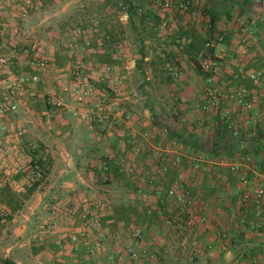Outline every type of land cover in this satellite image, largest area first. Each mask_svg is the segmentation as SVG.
Returning a JSON list of instances; mask_svg holds the SVG:
<instances>
[{
    "label": "crops",
    "instance_id": "obj_1",
    "mask_svg": "<svg viewBox=\"0 0 264 264\" xmlns=\"http://www.w3.org/2000/svg\"><path fill=\"white\" fill-rule=\"evenodd\" d=\"M11 1L12 6L8 8L5 16L0 18V26L4 22L10 23L11 18L22 9L19 0ZM39 1L41 3L39 10L31 12L24 27H27L36 15L47 12L44 7L45 1ZM102 1L108 5L109 1L113 0ZM120 1L127 6L121 20L129 24L127 27L131 30H135V39H138L137 43L140 46V52L130 55L128 59H126L128 55L123 52L122 62L124 68L126 66L130 68L131 86L130 94L121 107V113L130 116L134 137H126L123 130L110 131L99 125L90 127L82 123L79 128L74 125L73 131L76 134L70 139L75 146L73 152L66 140L71 134L58 136L64 127L71 125V122L63 119L61 115H57L52 121H49L51 120L49 118L47 131L44 130L46 132L40 137L46 144L43 150L47 153L48 159L58 158L57 160L64 164L62 167L58 164L60 169L58 171V167L52 168L49 160L45 180L50 181L52 178L56 187H59L58 184L62 181L60 188L65 191L63 196H55L56 200L52 201V207L64 205L74 198L84 197L92 189L101 187L98 184L100 175V172H97L98 161L90 166L92 170L88 175L84 174L78 161L92 151L91 144L99 137L98 128L102 127L103 131L106 130L107 133L110 131L119 137L117 139L121 150L118 156L107 152V156L114 164V172L110 179L106 180L108 184L104 189L109 192L119 190L122 192L121 196H126L122 201L118 199L114 201L113 195H106L108 198L111 197L113 204L104 218L109 234H115L117 225L115 238L123 237L118 228L119 222L131 221L130 224L146 228L147 247L158 248L161 254L167 236H172L178 227L177 222L182 219L180 215L185 212V216L191 221L188 225L193 222L196 225L189 228L192 239H196L199 244L196 253L192 255V260L205 257L204 263L208 264H264V217L256 219L255 206L242 202L245 194L253 195L257 189L264 188V120L261 117L264 113V9L255 0H177L178 7L190 3L187 12L181 11L178 7L171 11L158 9L148 0H130L132 4L125 0ZM131 5L133 7H130ZM199 6L202 7L201 10ZM129 9L135 12L136 9L142 10L144 15L129 17ZM210 12L217 13L214 31H210ZM197 13L200 19L192 17ZM162 19L170 22L171 30L167 36H164L160 26L156 25V21L160 24ZM242 21H245L250 29V34L246 37L250 43L247 55H244L242 50L244 38L240 29ZM141 28L149 30L151 36L140 35ZM113 29L111 24L105 31L114 35ZM218 35L224 36L225 39L215 50L222 52L225 57L220 61L218 74L212 81L207 78V74L199 73L192 68L182 71L179 79L169 76L166 66L171 59L178 64H183L184 61L193 65V62L201 60L202 54H199L198 46ZM156 43L164 46V52L175 51L177 48V53L170 54L171 57L170 55L167 57L166 63V60L162 59L165 54L161 57L159 52L153 53V46ZM120 45H123L122 42ZM46 50L53 56L52 48ZM112 52L114 49L109 47L100 57L90 59L102 62L101 59L105 58L106 61L102 63H114ZM13 58L16 59V56ZM256 72L263 74L260 82L251 79ZM133 83L138 85L134 86ZM48 85L47 83L40 85L45 90L44 95L53 90L49 89ZM242 87L256 96L251 111L230 99V93ZM208 90L214 91L220 99V105L214 112L204 110ZM135 97H141L144 102L139 103ZM41 107L47 109V113L52 111L45 104ZM228 119L240 127L239 135H234L232 130L225 132L224 126ZM219 125L220 150H216V132ZM52 128L60 133L58 132L57 136L51 133L47 135ZM146 132L149 133L148 139L141 136ZM86 142L89 145H86ZM176 154L184 156L181 164L176 162L174 158ZM196 156L203 157L205 170L195 171L190 167V159ZM66 164L69 170L65 169ZM232 164H240L241 171L237 174L232 173L230 169ZM165 168L169 169L165 175L167 182L163 181L165 176H162ZM144 170L146 172L158 170L153 185L149 181L143 183L146 178ZM244 175L248 176V184H243L240 180ZM15 178L18 180L14 181L17 184L15 189H19V184L24 182L20 179L27 181L24 174L16 175ZM176 184L183 186V190L186 188L190 191L193 202L191 206L183 207L177 200L168 196V188ZM53 186L51 184L50 189ZM140 187L144 190L142 194L139 193ZM35 191L31 193L35 194ZM38 196L41 205L45 198L40 194ZM117 207L121 210L118 211ZM150 208L155 210L153 216L146 213ZM159 212H162L163 216H171L175 227L166 228ZM70 219L71 216H67L66 224L71 222ZM75 223V227L69 226L68 235L78 228L79 221ZM41 240L39 244H34L35 248L31 252L32 264H106L97 259L77 260L78 257L71 253L69 244L65 242L66 237L55 236L48 239L41 235ZM191 242L188 244L189 252ZM12 260L15 264H22L16 258ZM125 260L118 258L115 262L126 264Z\"/></svg>",
    "mask_w": 264,
    "mask_h": 264
},
{
    "label": "built area",
    "instance_id": "obj_2",
    "mask_svg": "<svg viewBox=\"0 0 264 264\" xmlns=\"http://www.w3.org/2000/svg\"><path fill=\"white\" fill-rule=\"evenodd\" d=\"M158 9L171 11L177 8V0H150ZM264 9V0H255ZM22 9L16 13L9 24H2V34H11V28L19 31L24 27L30 18L32 11L39 10L41 3L39 0H19ZM12 6L11 0H0V18L4 17L8 8ZM190 3L181 4L178 8L187 12ZM140 12H142L140 10ZM127 18V17H126ZM100 21L92 20L88 25L69 27L62 33L60 28H56L54 34L57 36L64 34V47L66 55L72 60L70 71L66 69H57L53 66L52 56L47 53L49 49L48 41L43 47L33 45L23 53L26 57L33 58V73H26L19 68L16 63L18 45L11 43L13 56H7L0 53V118L5 119L1 126L4 137L10 142L3 144L0 148V159L2 157L20 160L21 164L13 165V172L24 174L27 179L37 184L43 181L47 175L48 156L41 149L40 144L24 142L26 136V127L21 120L14 117L19 115L21 109L26 106L27 101L36 96V88L47 82L48 77L55 74L56 81L53 90L45 93L43 103L46 107L59 112L66 111L71 114L78 122L87 124L90 127L99 125L108 128L110 131H125L126 137H134L130 125V116L123 118L121 111V101L126 99L128 92V80L130 68L122 66L123 54L120 45L114 42V38L107 32L100 30ZM168 25L165 19L161 21V27L166 28ZM240 29L244 34L242 50L247 55L250 50L249 39L250 29L246 22H240ZM224 42V36L218 35L216 39L205 44V49H215L216 46ZM112 47L114 52L111 53L114 63H101L91 61L92 57H99L106 52V49ZM46 51H45V50ZM172 51L166 50L164 58L168 57ZM225 56L215 50L213 57L204 59L201 63L202 71L210 74V80L218 74L220 61ZM168 73L173 79H179L181 70L176 61L171 59L168 62ZM128 71V72H126ZM262 73L256 72L251 76L255 82H260ZM260 84V83H259ZM207 103L204 110L214 112L220 105V99L214 91L208 90ZM253 95V96H252ZM230 99L246 110L251 111L254 108L256 96L251 94L248 89L242 87L230 93ZM264 120V113L262 114ZM227 124L234 135H239L240 127L235 122L228 119ZM143 138L148 139L149 133L141 134ZM184 156L176 154L174 156L178 164L182 163ZM204 159L196 156L190 159V167L195 171L205 170ZM1 164V160H0ZM100 175L109 180L111 176L110 161L101 160L97 163ZM11 169V168H8ZM232 173L241 171L240 164L230 165ZM207 170V169H206ZM169 169L162 171V176L168 173ZM144 172H146L144 170ZM152 172V173H151ZM158 172V170H157ZM155 170L145 173V181L151 185L156 181ZM149 178V180L147 179ZM220 179V175H218ZM243 184H248L247 175L240 178ZM167 182L166 176L163 179ZM166 185V184H165ZM139 193H144L140 187ZM167 194L170 198L177 200L180 205L191 206L193 204L191 193L183 186L176 184L168 188ZM264 188L257 189L253 195L245 194L242 198L244 204L254 205L256 208L255 218L264 217ZM112 202L106 195L92 189L84 197L74 198L67 201L64 205L56 206L51 209L44 218L42 227V236L44 238H53L55 236L66 237V243L69 244L71 253L74 256L85 260H99L104 257L107 261H114L119 258L127 259L128 264H147L156 263L159 258L160 250L158 248L149 249L147 243V230L128 221L119 222V230L123 237L115 238L112 247L109 246L110 234L105 226L104 218L106 213L111 209ZM147 215L153 216L155 210L150 208ZM163 225L172 229L175 227L174 219L171 216H163ZM67 216H71V222L66 224ZM73 218L75 221H73ZM69 220V221H70ZM79 226L72 232L68 233L69 226ZM204 221V219L202 220ZM122 238V239H121ZM199 244L196 239L191 242V250L195 252Z\"/></svg>",
    "mask_w": 264,
    "mask_h": 264
},
{
    "label": "rangeland",
    "instance_id": "obj_3",
    "mask_svg": "<svg viewBox=\"0 0 264 264\" xmlns=\"http://www.w3.org/2000/svg\"><path fill=\"white\" fill-rule=\"evenodd\" d=\"M41 1H45L44 7L46 8L45 10L47 12H42L38 14V16L36 15L35 18L32 19L29 24H27V27H22V29L19 31H15L11 28V34L3 35L2 26H0V53L7 56L14 55L11 43H16L18 45V50L16 53L18 57L16 59V63L19 64L20 70L26 73H33V58H31L30 56L26 57L25 55H23V52L26 49H30L33 45L43 47V44L48 41V47L49 49L52 48L53 51V56L51 55L53 66L61 70L66 69V73H68L70 71L72 60L69 59L66 55V50L64 47V34L57 36L56 34H54V31L56 30V28H60L62 33H64L69 27L88 25L94 19L100 21V30L102 32H106L105 30H107V26L112 24L114 28L112 31L114 34V42L118 43L119 45L122 42L123 45H120V47L122 49V54L125 53V55H128L126 59L130 58V55L140 52V46L137 43L138 39H135V30H131V28L127 27L129 24H125L124 21L121 20L122 13L127 10V7H125L120 0H113L116 1L115 3H113V1H109L108 5H106L102 0ZM148 1L151 2L150 0ZM199 8L201 10L202 7L199 6ZM193 16L198 17V13L192 15V17ZM198 18L200 19L201 17ZM6 23L9 24V22ZM167 23V27L162 28L161 21L160 24L158 23V21H156V25L160 26V30L163 32L164 36H167L168 32L171 30L169 24L170 22ZM2 24H5V22ZM161 31H159L160 34ZM143 34H145V36H151L150 31L146 29H142L140 35ZM124 41L127 42L124 43ZM171 46L172 48H175L173 45ZM164 51V46H161L158 43L153 46V53L159 52L161 54V57L163 54H165ZM176 51L177 48L170 54L177 53ZM22 55L24 57H20ZM169 57H171V55ZM163 58L164 57H162V59ZM167 59L168 58L166 57L163 60H166L167 63ZM101 61L105 62L106 60L105 58H102ZM193 63L194 64L191 65L183 61V64H178L176 61V64L177 66H179L181 72L192 68L201 73L199 70V60ZM159 67L160 66H158V68ZM166 68H168V65L166 66ZM161 70V72L163 73V66ZM55 81V74L48 77L46 83L49 85L47 87H49V89H53ZM130 82L131 78L129 77L127 83L128 89H130L131 86ZM137 83H133L134 86L138 85ZM36 91V96L29 99L26 106L21 109L20 114L14 117L16 120H21V122L26 127V136L24 142L26 144L31 142L40 144L41 149H44L43 146L46 147V144L43 143L40 137L43 132L45 133L47 131V121L49 120V118L51 119L49 121H52L57 115H61L63 119L70 121L71 125H69L68 127H64V129L61 130V134L59 135V131L53 128L46 134L48 135L49 133H51L53 136H63L67 135L68 133L71 134L66 138V140H68L67 142L68 144H70V146L72 147L71 150L74 152L75 146L70 141V139L72 138V135L74 136V134H76L73 131L74 128L76 126L77 128H79V125H81L82 123L78 122V120H76L73 116H71V114L67 113L66 111L57 112L56 110H52L51 113H47V109L41 107L44 104L42 100L45 90L42 86L39 85ZM129 94L130 91L128 90L127 97ZM136 99L139 100V103L144 102L141 97H137ZM125 100L126 99L121 101V107L124 105L123 103ZM143 114L144 113L142 112V115ZM127 116L128 115H123V118ZM3 122H5V119L0 118V148L3 146V144L10 143L2 133L1 126ZM50 124H52V122ZM98 129L99 137L91 144L92 151L84 156L82 160L78 161L79 167L86 175H88L89 171L92 170V168L90 167L92 164L107 157V152L113 154L114 156H118L121 152L119 146L120 142L117 139L119 137H117V135H114L110 131L108 133L106 132V130L103 131L102 127ZM86 145H89V143L86 142ZM57 159L55 160V158L53 157L49 158L50 164L53 169L57 168L58 164L61 167L64 164L60 163ZM0 160V260H9L13 262L12 258H16L22 264H32L31 252L35 248L34 244H39V242L42 241L41 232L43 227V218L53 208V204L51 203L52 201L56 200L55 196L61 197L65 192L64 189L60 188V186H62V181L58 184L59 187H56V185L53 183L52 178L50 179V181H46L44 179L43 181L38 183L35 194H32L31 192L35 185L31 183L27 178V181L23 180L22 178L20 179V181L24 182L22 184L18 183L19 189H15V186L17 187V184L14 183V181H18L17 178H19H15V176L19 174L13 172V165L21 164L20 160H13L12 158L8 157H2ZM60 160L63 161V158L60 157ZM65 169H70L67 164L65 166ZM58 171H60L59 167ZM98 181V184H100L101 187L95 188V190L99 191L101 194L113 195V197L115 198L114 201L116 199L122 201L124 197H126L125 195L121 196L122 192L120 193L119 190H116L117 192H114V190L113 192L111 191L113 194L109 191H106L104 187L108 184V182H106V180L102 176H99ZM51 184H53L54 186L50 189L49 186ZM22 188H24V191L22 190ZM39 194L42 195L43 198H45L41 205H39ZM45 194L47 195V197H44ZM109 198L111 199V197ZM117 208L118 211L121 210L120 207ZM182 211L185 210L182 209ZM184 213L180 215L182 219L177 222L178 227L174 230L175 232L172 234V236H167L165 242L166 244L164 245L163 251L159 256L158 261L156 263L147 264H208L204 263V261H206L205 257L192 260V255L196 252L193 249L190 250V252L188 250L190 242L194 240L192 239L193 236H191L189 226L194 227L196 225L194 224V222L191 225H188V223H191V221L185 216ZM115 229L116 230L114 235L110 233V239L108 243L110 247H112L115 243V236H117V225ZM99 260L101 262H106V264L117 263L115 262L117 261V259L114 261H107L106 259H104V257H102ZM126 260L125 262L126 264H128ZM0 264L3 263L0 262Z\"/></svg>",
    "mask_w": 264,
    "mask_h": 264
},
{
    "label": "trees",
    "instance_id": "obj_4",
    "mask_svg": "<svg viewBox=\"0 0 264 264\" xmlns=\"http://www.w3.org/2000/svg\"><path fill=\"white\" fill-rule=\"evenodd\" d=\"M127 3H129V4H132L131 2H130V0H125ZM125 7H127V6H125ZM130 7H133L132 5L130 6ZM135 9V8H134ZM129 17H131V16H134V15H137V16H139V17H141V16H143L144 14H143V11L142 12H140V10H138V9H136V12H135V10L134 11H132L131 9H129ZM210 16H211V30L210 31H214L215 30V28H216V23H217V13H215V12H210ZM110 34V33H109ZM112 35V34H111ZM112 37H113V35H112ZM214 39H216V37H211V39L209 40V39H207V40H205L204 41V43L202 44V45H200V46H198V49H199V54L201 55L202 54V56H201V60H199V62H200V64H199V70H200V72L201 73H205V72H203L202 71V68H201V63H202V61L204 60V59H207V58H212L213 57V55H214V53H215V49H211V50H207V49H205V44L207 43V42H209V41H212V40H214ZM225 39V38H224ZM142 57H144V56H142ZM197 62V61H196ZM197 65H198V63H197ZM206 74V73H205ZM210 77V74H207V78H209ZM224 128H225V132L226 131H228V132H231V130H230V128H229V125L226 123V125L224 126ZM216 138H217V140H216V142H215V147H216V150H220V125H219V128H218V130H217V132H216ZM102 160H107V161H110V167H111V175L113 174V172H114V168H113V166H114V164H113V162H112V160L107 156V157H105V158H103ZM98 167V166H97ZM97 172L99 173L100 171H99V169L97 170ZM99 176H101V175H99ZM111 177V176H110ZM35 186H34V188H33V190L32 191H35L36 189H37V186H38V183L37 184H34ZM0 262H2L3 264H15L14 262H11V261H9V260H0Z\"/></svg>",
    "mask_w": 264,
    "mask_h": 264
}]
</instances>
